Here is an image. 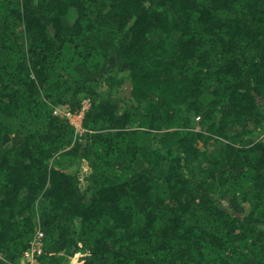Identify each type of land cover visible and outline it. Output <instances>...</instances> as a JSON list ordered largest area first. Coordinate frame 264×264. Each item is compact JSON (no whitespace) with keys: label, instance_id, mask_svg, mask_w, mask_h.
Wrapping results in <instances>:
<instances>
[{"label":"trees","instance_id":"16d2710c","mask_svg":"<svg viewBox=\"0 0 264 264\" xmlns=\"http://www.w3.org/2000/svg\"><path fill=\"white\" fill-rule=\"evenodd\" d=\"M38 228L43 264H264V0H0V264Z\"/></svg>","mask_w":264,"mask_h":264},{"label":"built area","instance_id":"2783aa9c","mask_svg":"<svg viewBox=\"0 0 264 264\" xmlns=\"http://www.w3.org/2000/svg\"><path fill=\"white\" fill-rule=\"evenodd\" d=\"M87 105L84 106L86 108ZM55 113L58 112L56 107ZM62 115V114H61ZM66 116H70V111L65 113ZM44 254V232L38 228L33 238L30 240L29 246L23 252L19 261L16 264H43L42 255Z\"/></svg>","mask_w":264,"mask_h":264},{"label":"rangeland","instance_id":"374dc122","mask_svg":"<svg viewBox=\"0 0 264 264\" xmlns=\"http://www.w3.org/2000/svg\"><path fill=\"white\" fill-rule=\"evenodd\" d=\"M129 86L128 85H124L122 89H128ZM90 101L89 99H86L83 101V107L82 110L76 112V113H71L70 116H67L71 122L76 126L77 131L79 133L83 132V128H82V119H83V115H84V110L89 106ZM87 105L86 108H84V106ZM58 112L62 115H65V113L69 112V107L67 105H63V106H58ZM66 116V115H65ZM84 167H83V171H82V184L85 185L86 181H85V175L90 171V167H88V163L85 161L84 163Z\"/></svg>","mask_w":264,"mask_h":264}]
</instances>
